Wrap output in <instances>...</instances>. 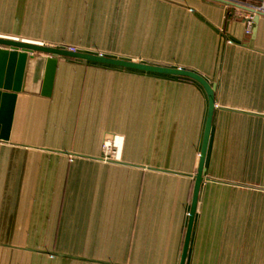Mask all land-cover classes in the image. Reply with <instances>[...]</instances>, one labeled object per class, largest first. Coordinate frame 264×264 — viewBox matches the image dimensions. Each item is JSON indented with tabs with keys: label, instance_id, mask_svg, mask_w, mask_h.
Returning a JSON list of instances; mask_svg holds the SVG:
<instances>
[{
	"label": "crops",
	"instance_id": "obj_1",
	"mask_svg": "<svg viewBox=\"0 0 264 264\" xmlns=\"http://www.w3.org/2000/svg\"><path fill=\"white\" fill-rule=\"evenodd\" d=\"M223 0H0V39L214 87L185 264H264V13ZM0 140V264H180L209 105L197 82L56 57ZM121 147L105 156L108 139Z\"/></svg>",
	"mask_w": 264,
	"mask_h": 264
},
{
	"label": "water",
	"instance_id": "obj_2",
	"mask_svg": "<svg viewBox=\"0 0 264 264\" xmlns=\"http://www.w3.org/2000/svg\"><path fill=\"white\" fill-rule=\"evenodd\" d=\"M224 1V0H223ZM226 2V1H224ZM227 3V2H226ZM250 12H259L249 9ZM264 13V12H262ZM56 57L74 58L83 61H90L101 65H109L118 68H126L134 71H143L147 73H158L168 76H180L192 79L204 88L208 96V115L203 134V142L199 153V163L196 169L193 195L191 201V210L189 213L188 226L185 234V244L181 254L180 264H185L186 254L189 247V238L193 226V217L197 209V198L199 187L203 181L205 153L209 141V132L211 127V116L214 109V87L209 85L198 74L191 71H183L177 68H164L151 66L143 63H134L125 60H116L98 55L83 54L72 52L59 48H49L39 44H32L23 41L10 39H0V140L8 139L10 124L13 116V108L16 96L20 92L32 94H41L49 96L54 79V70L56 66Z\"/></svg>",
	"mask_w": 264,
	"mask_h": 264
},
{
	"label": "built area",
	"instance_id": "obj_3",
	"mask_svg": "<svg viewBox=\"0 0 264 264\" xmlns=\"http://www.w3.org/2000/svg\"><path fill=\"white\" fill-rule=\"evenodd\" d=\"M224 1H226V2H232V3H242V1H246V0H224ZM251 1H256V2H260L261 3V6L260 7H257V6H255V7H251V9H254V10H259V11H262V12H264V0H251ZM68 51H72V52H75V50L73 49V48H70V49H68ZM114 139L115 138H113V139H107L106 140V142L104 143V145H103V150H104V155L105 156H107V155H116L118 152H119V150L121 149V147H120V149H119V147L117 146V149H118V151L117 152H111V146H110V144H115L116 142L114 141Z\"/></svg>",
	"mask_w": 264,
	"mask_h": 264
},
{
	"label": "rangeland",
	"instance_id": "obj_4",
	"mask_svg": "<svg viewBox=\"0 0 264 264\" xmlns=\"http://www.w3.org/2000/svg\"><path fill=\"white\" fill-rule=\"evenodd\" d=\"M115 141V140H114ZM116 142V141H115ZM104 145V144H103ZM103 145H102V153L104 154V150H103ZM110 146H111V152H117L118 151V149H117V146H118V144L117 143H115V144H110ZM119 147V149H120V146H118ZM120 151V150H119Z\"/></svg>",
	"mask_w": 264,
	"mask_h": 264
}]
</instances>
